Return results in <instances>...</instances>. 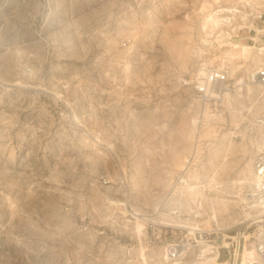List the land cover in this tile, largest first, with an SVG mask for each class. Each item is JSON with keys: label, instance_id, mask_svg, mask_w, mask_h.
<instances>
[{"label": "rangeland", "instance_id": "1", "mask_svg": "<svg viewBox=\"0 0 264 264\" xmlns=\"http://www.w3.org/2000/svg\"><path fill=\"white\" fill-rule=\"evenodd\" d=\"M240 2L0 0V264H125V247L144 248L138 214L165 197L208 239L234 235L255 153L235 126L261 107L246 80L261 54L237 17L210 19ZM232 43L246 57L228 61ZM226 63L235 91L222 99L178 84ZM242 230L239 264L255 262L256 226Z\"/></svg>", "mask_w": 264, "mask_h": 264}, {"label": "built area", "instance_id": "2", "mask_svg": "<svg viewBox=\"0 0 264 264\" xmlns=\"http://www.w3.org/2000/svg\"><path fill=\"white\" fill-rule=\"evenodd\" d=\"M236 8L246 13L245 20L239 19L243 21V25L239 26L237 31L241 30L242 39L257 45L252 47L257 49V54H262L258 52L264 44V0L241 1ZM224 15L234 19L231 14L224 11H221L218 17H224ZM122 44H125L124 41ZM229 67L227 63L219 67H204L191 75H181L178 84L186 87L201 103L219 100L235 91ZM246 80L256 87V98L261 105L257 113L242 109V119L235 126V129L242 127L249 145L255 148L251 177L243 194L244 200L253 207L250 214L239 223L230 239H227L225 234H222L221 238L220 235H216V238H220L218 241L208 239L213 229H204L198 224L181 223L183 220L178 218V214L184 209L175 204L168 205L171 201L165 197L155 212L144 217L138 214L143 224L144 248L135 252L133 246L125 247V264H197L199 259L204 260V264H212V262L239 264L243 248L242 225L247 220L249 225H255L257 228L253 242L256 261L248 264H264V63L258 62ZM177 177L176 183L187 186L186 192L182 191V195H187L188 190L194 186H188L185 173ZM118 205L125 204L119 202ZM195 211L198 210L190 209L191 213ZM156 213L165 214L169 217V221H158ZM155 243H160L159 256H154ZM205 244L211 246L209 251L203 250ZM213 251H215V257L212 261Z\"/></svg>", "mask_w": 264, "mask_h": 264}, {"label": "bare ground", "instance_id": "3", "mask_svg": "<svg viewBox=\"0 0 264 264\" xmlns=\"http://www.w3.org/2000/svg\"><path fill=\"white\" fill-rule=\"evenodd\" d=\"M240 1H245V0H240ZM221 11H224L225 13L227 12V13L231 14L233 18L237 17L238 19H242V20L246 19V13L243 10H240V9L237 10L236 8L218 9V10H216V11L211 13L212 14L211 15V19H210V24H211L210 25V29L211 30L214 29V28H219L220 29V28H223V27H225V28L227 27V29H230L232 27V25H231V19L232 18L230 16H228V15L225 16L224 15V17H218V15H219V13H221ZM239 22H240V24H243V21L239 20ZM232 24H233V22H232ZM223 31L225 32V30H223ZM227 33L229 34V32H227ZM228 47L229 48L227 50V54L229 55V57L231 59H229V57H227V58H228V61H230V62H233L235 60V58L237 59V58H240V57H246V55H247V53H249V49H250L249 45H244V44H239V43H232ZM263 50H264V45L262 47H260V52L259 53H262V54L260 56H257L258 57L256 59L257 62L264 63V51ZM239 87H238V90L241 89ZM191 118H192L191 121H190L191 122V130H192V133L194 134L193 137L196 138L195 134L197 133V128H199V127H197V120H196L197 118L195 116L191 117ZM191 150H193L192 153L196 150V143L193 144V147H192ZM238 183H243V181L242 180H238ZM120 203H122V202H120ZM242 203L246 204L245 207L247 209H252L253 208L248 203V201L244 200V198L242 199ZM245 207L243 209H245ZM248 213H249V211H248ZM248 213L246 211V214H248ZM256 230H257V228H256ZM254 240H255V235H254ZM254 254H255V252H254ZM255 256H256V254H255Z\"/></svg>", "mask_w": 264, "mask_h": 264}]
</instances>
